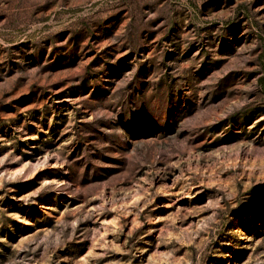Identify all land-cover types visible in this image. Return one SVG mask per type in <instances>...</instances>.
Returning a JSON list of instances; mask_svg holds the SVG:
<instances>
[{
    "label": "rangeland",
    "instance_id": "rangeland-1",
    "mask_svg": "<svg viewBox=\"0 0 264 264\" xmlns=\"http://www.w3.org/2000/svg\"><path fill=\"white\" fill-rule=\"evenodd\" d=\"M0 264H264V0H0Z\"/></svg>",
    "mask_w": 264,
    "mask_h": 264
}]
</instances>
